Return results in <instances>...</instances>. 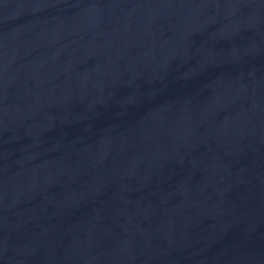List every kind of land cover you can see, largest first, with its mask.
<instances>
[{"label":"water","instance_id":"95a60500","mask_svg":"<svg viewBox=\"0 0 264 264\" xmlns=\"http://www.w3.org/2000/svg\"><path fill=\"white\" fill-rule=\"evenodd\" d=\"M0 264H264V0H0Z\"/></svg>","mask_w":264,"mask_h":264}]
</instances>
